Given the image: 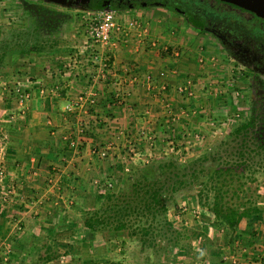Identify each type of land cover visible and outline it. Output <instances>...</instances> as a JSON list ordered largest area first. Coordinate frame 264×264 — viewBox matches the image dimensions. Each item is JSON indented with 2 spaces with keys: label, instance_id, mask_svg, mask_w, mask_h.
I'll use <instances>...</instances> for the list:
<instances>
[{
  "label": "crops",
  "instance_id": "0c3cea01",
  "mask_svg": "<svg viewBox=\"0 0 264 264\" xmlns=\"http://www.w3.org/2000/svg\"><path fill=\"white\" fill-rule=\"evenodd\" d=\"M143 10L139 9L135 16L131 11L117 17L121 22L147 23L149 40L157 42V49L149 45L137 48L133 41L114 50L100 49L99 53L97 49L74 48L70 52L55 48L50 52L8 56L0 68V134L9 137L4 156L5 179L0 180L7 190L0 196V247L19 248L22 255H16L18 262L26 259L27 264L33 263L35 255L30 253L45 243L52 248L63 245L67 250V255L47 264H58L63 258L68 261L78 254L82 259L83 254L92 259L102 256L103 252L98 256L97 249L92 248L99 246L100 240L86 242L84 232L74 226L82 210L94 204L98 182L109 171H125L129 148L144 142L140 135L158 134L164 139L184 135L181 120H185L182 116L170 118L167 110L181 106L182 99L188 103L185 92L179 91L186 89L181 86V79L198 65L185 63L181 49L188 50L189 45L183 41L187 34L182 30V22L163 14L153 17L150 11ZM195 59L197 64L198 56L192 58L194 62ZM101 60L107 64L103 78L99 77ZM95 65L99 67L94 68ZM19 85L30 87L24 109L19 108L11 93L12 87ZM90 90L96 93L94 107L85 106L72 114L63 112L68 102ZM203 93L196 96L197 103L207 97ZM167 130L170 134L166 135ZM69 140L78 141L79 146L74 148ZM132 161L128 169L137 165ZM51 178L57 182L54 189L48 184ZM81 200H87L82 207ZM191 201L189 206L193 209L195 196ZM188 212L186 215L191 213ZM202 227L205 226L198 221L189 229L198 234L192 243L196 259L181 256L176 263L257 264L258 258L264 262V216L256 226L243 222L239 225L244 239L252 236V247H225L221 232L214 242L209 226L205 241ZM202 249L206 258L201 257ZM215 252H221V256Z\"/></svg>",
  "mask_w": 264,
  "mask_h": 264
},
{
  "label": "trees",
  "instance_id": "16d2710c",
  "mask_svg": "<svg viewBox=\"0 0 264 264\" xmlns=\"http://www.w3.org/2000/svg\"><path fill=\"white\" fill-rule=\"evenodd\" d=\"M38 24L0 40V68L8 56L50 52L56 48V40L38 38ZM263 105L264 100L257 94L249 115L238 117L225 137L201 156L185 164L174 157H163L130 168L128 176L116 181L111 189L99 187L94 204L82 210L75 228L84 232L86 242L96 238L109 241L126 235L141 253L151 252L158 258L169 252L193 256L191 241L197 232L177 229L168 218L169 209L178 207V199L193 194L202 212L200 221L205 226L202 227L205 241L211 227L214 242L222 231L225 247L239 244L252 247V236H249L251 240L244 239L239 225L243 222L256 226L264 216L255 187L264 171ZM231 109L236 111L234 106ZM215 253L221 256L220 252ZM30 254L35 255L31 264H47L67 255V250L63 245L52 248L45 243ZM81 257L78 254L72 259L91 264ZM26 262V259L22 261ZM0 264H4L1 257Z\"/></svg>",
  "mask_w": 264,
  "mask_h": 264
},
{
  "label": "rangeland",
  "instance_id": "374dc122",
  "mask_svg": "<svg viewBox=\"0 0 264 264\" xmlns=\"http://www.w3.org/2000/svg\"><path fill=\"white\" fill-rule=\"evenodd\" d=\"M128 11L131 12L132 10ZM133 11V16H135V13H139L138 9ZM143 11H150L153 17L162 16V14L167 15L162 9L156 7L148 8ZM82 12H84L82 9L75 7L68 8L60 2H50L48 0H0V40L9 38L16 33H24L27 27H35V24L39 23L37 25L38 38H52L57 42V49L72 52L73 50L84 47L83 25L81 24ZM127 16L132 17L131 15ZM180 25L183 28V32L187 34L186 37L183 35V38H185L183 41L189 45L188 50L185 49V47L181 49V51L184 50L185 52L184 59H187L185 63L190 66L198 65L197 67H193L195 69L189 71L187 76H183L181 79V86L183 85L186 87L185 95L188 103H184L185 101L182 99L183 104H181V106L178 108L171 107L168 109L169 111L167 110L168 114H170V118L182 116L181 119L185 120L183 121L180 119L184 124L182 125L185 129L184 135L180 134L175 137L169 135L166 136L165 139L162 135L160 136L158 134H154V136L140 135L139 137H144V139H142L144 142L140 143L141 147L133 143L136 146L133 148L131 146L129 148L131 152H127L128 157H126L124 162V164L127 163L125 169H128L129 162L132 161L131 159H134L132 162L137 164L134 168L145 166L163 157H174L181 164H185L188 160L201 156L208 151L211 146L225 137L238 117H247L250 113L253 93L249 81L245 78V68L240 64L232 62L227 56L222 55L213 39L198 34L195 29H191L182 23ZM87 47L88 49H97V52H100V48H95L93 46ZM103 50L104 49H102V52H105ZM195 56H198V60H202V62L196 64V59L195 62L192 60V58H196ZM19 59L20 58L17 57L16 62H19ZM95 66L94 68L99 67V65ZM188 80H190L191 83H188ZM188 92L191 94L190 96ZM201 92H204L203 96L207 97H203V100L197 103L198 97L196 98V96L200 95ZM190 101L191 103H189ZM231 106H234L236 111L232 110ZM182 111L183 115L181 114ZM171 124L174 125L176 123L173 122ZM214 127H219L221 131L218 132ZM165 133L166 135L168 133L170 134V131L167 130ZM144 151L145 153H143ZM129 155L131 157L130 159ZM128 170H130V168ZM107 173L108 174L102 178L99 185H96V190H98L99 187H104L105 182H109L113 187L116 181L124 179L129 174L128 171H121L120 168ZM0 187L1 196L2 192L5 193L7 190L5 186L2 187V185H0ZM255 187L261 197L259 206L264 212V171L263 174L258 177V182ZM63 193L66 194L64 191ZM191 197H194V195L192 194L190 197L186 196L185 198L177 200L178 207L185 203L188 204L187 208L189 211L188 213L191 212L190 214L186 215V213L180 212L181 210H179L178 207H171L169 209L168 218L176 228L190 229V226L197 225L198 221L200 223V210L199 214H194L192 213L193 209L189 206L192 203ZM87 200H84V202L81 200L79 206H84ZM185 223L187 225H185ZM220 232L224 235L222 231ZM196 238L197 237L191 241V245ZM95 240H100L99 246L92 247L93 249H97L95 254L98 256L101 255L99 254L100 252H103V254L100 257L96 256L94 259H92V257L90 258V255L86 257V255L83 254V260H85L84 262L86 263L164 264L168 261L167 264H180V262L176 263L175 260H179L181 256H177L171 252L160 258L151 252L141 253L138 246L130 241L126 235L117 239H110L109 241L100 238ZM101 243L103 244L101 245ZM204 251L205 250L201 252V257L206 258L207 255ZM90 254L92 255L93 253L90 252ZM16 255H22L19 248L12 249L11 247H7L5 250L4 246L0 247L2 263L27 264L22 263V261L18 262L17 258H19V256ZM186 258L188 260L196 259L194 255L187 256ZM66 261V258H63L58 264H68L69 262L71 264H80L73 261L71 258L67 262ZM208 261H210V259H208Z\"/></svg>",
  "mask_w": 264,
  "mask_h": 264
},
{
  "label": "flooded vegetation",
  "instance_id": "af4514ba",
  "mask_svg": "<svg viewBox=\"0 0 264 264\" xmlns=\"http://www.w3.org/2000/svg\"><path fill=\"white\" fill-rule=\"evenodd\" d=\"M48 1L60 2L68 8L75 7L84 12L106 10L116 16L128 10L162 9L198 34L213 39L222 55L245 68V78L253 93L252 102L257 94L264 100V20L247 10L219 0Z\"/></svg>",
  "mask_w": 264,
  "mask_h": 264
},
{
  "label": "built area",
  "instance_id": "2783aa9c",
  "mask_svg": "<svg viewBox=\"0 0 264 264\" xmlns=\"http://www.w3.org/2000/svg\"><path fill=\"white\" fill-rule=\"evenodd\" d=\"M81 24L83 25V38H84V49L87 50V46H93L95 48L105 49L109 48L114 50L119 47V45H127L130 41H133L137 48L145 45H149L152 49H157V42L154 40H149L150 38V28L147 23H143L141 20H128V21H119L118 17L106 10H99L96 12H82L81 13ZM112 37L115 40L112 41ZM90 49V48H89ZM166 50V48L164 49ZM212 61V59H211ZM105 60H101L102 71L99 72V77L103 78L104 70L107 69V64ZM201 63L202 60H199ZM151 82L150 78L147 77L146 83ZM28 85V84H27ZM29 86H13L11 93L15 98L16 104L19 108L24 109L25 103L29 100ZM181 92H185L186 89H179ZM52 93V91H51ZM188 95L191 94L188 92ZM96 105V93L93 90H90L87 93H82L76 96L74 101L68 102L63 112L66 114H72L76 109H83L86 107H94ZM167 107V106H166ZM21 114H24V111L21 110ZM220 127V126H219ZM219 127H214L218 132L221 131ZM78 132L82 134V129H79ZM9 137L7 134H0V180H3L5 177V160L4 156L6 154L7 145ZM69 144L76 148L79 146L78 141H70ZM104 156V155H102ZM127 172L128 169H125ZM48 184L52 189L57 187V182L52 178L48 180ZM99 185V182H98ZM104 186L111 188L109 182H105ZM10 194V192H8ZM180 212L186 213L188 210L187 204H182L179 207ZM194 214H199V208L196 204L193 208ZM257 264H264L261 259H257Z\"/></svg>",
  "mask_w": 264,
  "mask_h": 264
},
{
  "label": "water",
  "instance_id": "95a60500",
  "mask_svg": "<svg viewBox=\"0 0 264 264\" xmlns=\"http://www.w3.org/2000/svg\"><path fill=\"white\" fill-rule=\"evenodd\" d=\"M247 10L264 20V0H219Z\"/></svg>",
  "mask_w": 264,
  "mask_h": 264
}]
</instances>
